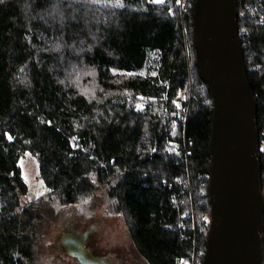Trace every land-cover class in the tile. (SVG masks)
Listing matches in <instances>:
<instances>
[{"label": "trees", "instance_id": "16d2710c", "mask_svg": "<svg viewBox=\"0 0 264 264\" xmlns=\"http://www.w3.org/2000/svg\"><path fill=\"white\" fill-rule=\"evenodd\" d=\"M183 2L0 0V264H44L61 209L102 197L148 264H203L214 99ZM235 3L263 190L264 0ZM26 154L49 191L29 203Z\"/></svg>", "mask_w": 264, "mask_h": 264}, {"label": "water", "instance_id": "95a60500", "mask_svg": "<svg viewBox=\"0 0 264 264\" xmlns=\"http://www.w3.org/2000/svg\"><path fill=\"white\" fill-rule=\"evenodd\" d=\"M235 0H197L196 63L214 99L208 168L211 220L203 264H264V194L260 179L257 101L248 79ZM63 247L83 264L92 256L86 235L67 233ZM62 241V239H61Z\"/></svg>", "mask_w": 264, "mask_h": 264}, {"label": "rangeland", "instance_id": "374dc122", "mask_svg": "<svg viewBox=\"0 0 264 264\" xmlns=\"http://www.w3.org/2000/svg\"><path fill=\"white\" fill-rule=\"evenodd\" d=\"M95 89L93 86L92 91ZM19 165L29 187L24 202L44 197L49 191L41 180L38 161L26 154ZM262 192L264 194V188ZM103 200V197L96 199L95 205L76 203L61 209L56 222L45 229L47 244L40 247L44 264H83L59 244L67 233L85 234L86 248L98 259H107L114 264H148L139 254L124 216L111 211Z\"/></svg>", "mask_w": 264, "mask_h": 264}, {"label": "built area", "instance_id": "2783aa9c", "mask_svg": "<svg viewBox=\"0 0 264 264\" xmlns=\"http://www.w3.org/2000/svg\"><path fill=\"white\" fill-rule=\"evenodd\" d=\"M153 1L154 0H148V3H152ZM182 5H183V8H185V4H184L183 0H182ZM261 8H262V6H260V8L259 7H254V8H252L250 10V12L252 13V15L258 16L259 13H261ZM259 17H260L261 22L263 23L264 22V16H262L260 14ZM192 264H195V260H193V263Z\"/></svg>", "mask_w": 264, "mask_h": 264}, {"label": "flooded vegetation", "instance_id": "af4514ba", "mask_svg": "<svg viewBox=\"0 0 264 264\" xmlns=\"http://www.w3.org/2000/svg\"><path fill=\"white\" fill-rule=\"evenodd\" d=\"M61 239H62V241L60 240L59 244H62L63 247H67V248L73 247V245H74L73 243H74L75 240H73L70 237L69 238H61ZM110 263L114 264L111 261H110Z\"/></svg>", "mask_w": 264, "mask_h": 264}]
</instances>
